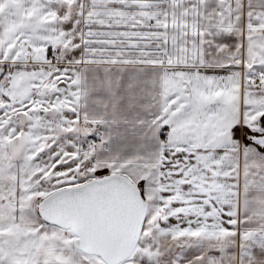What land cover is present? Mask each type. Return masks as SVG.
Returning <instances> with one entry per match:
<instances>
[{
  "label": "snow or ice",
  "instance_id": "1",
  "mask_svg": "<svg viewBox=\"0 0 264 264\" xmlns=\"http://www.w3.org/2000/svg\"><path fill=\"white\" fill-rule=\"evenodd\" d=\"M0 264H264V0H0Z\"/></svg>",
  "mask_w": 264,
  "mask_h": 264
}]
</instances>
